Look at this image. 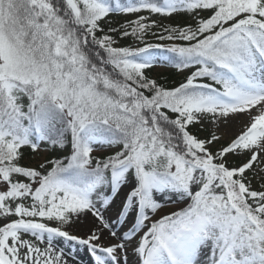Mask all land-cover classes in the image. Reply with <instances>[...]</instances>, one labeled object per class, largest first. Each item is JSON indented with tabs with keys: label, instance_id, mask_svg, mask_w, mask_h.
Here are the masks:
<instances>
[{
	"label": "snow or ice",
	"instance_id": "6c2138e0",
	"mask_svg": "<svg viewBox=\"0 0 264 264\" xmlns=\"http://www.w3.org/2000/svg\"><path fill=\"white\" fill-rule=\"evenodd\" d=\"M81 251L264 264V0H0V264Z\"/></svg>",
	"mask_w": 264,
	"mask_h": 264
},
{
	"label": "rangeland",
	"instance_id": "374dc122",
	"mask_svg": "<svg viewBox=\"0 0 264 264\" xmlns=\"http://www.w3.org/2000/svg\"><path fill=\"white\" fill-rule=\"evenodd\" d=\"M120 19H125V17H121ZM182 20V18H180V17H176V18H174V21H181ZM171 71H168V70H163V69H155L154 71H153V75H157V74H159V75H165V74H169ZM173 73V76H174V78L175 79H182V77H180V76H178V75H176L174 72H172ZM247 121V117H246V120H245V122ZM240 127V126H239ZM239 127H234L233 129H232V131L233 132H236V131H238L239 130ZM80 257H81V259H82V262H84V264H89V257L87 256V254H85L83 251H81V253H80Z\"/></svg>",
	"mask_w": 264,
	"mask_h": 264
},
{
	"label": "trees",
	"instance_id": "16d2710c",
	"mask_svg": "<svg viewBox=\"0 0 264 264\" xmlns=\"http://www.w3.org/2000/svg\"><path fill=\"white\" fill-rule=\"evenodd\" d=\"M161 76L167 78V80H168V82L170 84L180 80V79L179 80L178 79H175L172 72H170L169 74H165V75L163 74Z\"/></svg>",
	"mask_w": 264,
	"mask_h": 264
},
{
	"label": "bare ground",
	"instance_id": "6f19581e",
	"mask_svg": "<svg viewBox=\"0 0 264 264\" xmlns=\"http://www.w3.org/2000/svg\"><path fill=\"white\" fill-rule=\"evenodd\" d=\"M239 120H241V121H244L245 122V120H246V117H240V118H238ZM240 125H235L234 127H239ZM133 261L135 260V258L134 257H132L131 258ZM83 264H84V262H83Z\"/></svg>",
	"mask_w": 264,
	"mask_h": 264
}]
</instances>
